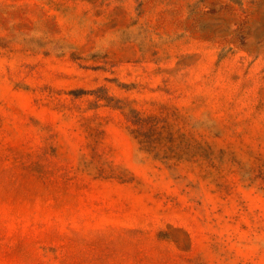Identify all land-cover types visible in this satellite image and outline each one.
I'll list each match as a JSON object with an SVG mask.
<instances>
[{"label": "rangeland", "instance_id": "obj_1", "mask_svg": "<svg viewBox=\"0 0 264 264\" xmlns=\"http://www.w3.org/2000/svg\"><path fill=\"white\" fill-rule=\"evenodd\" d=\"M0 264H264V0H0Z\"/></svg>", "mask_w": 264, "mask_h": 264}]
</instances>
